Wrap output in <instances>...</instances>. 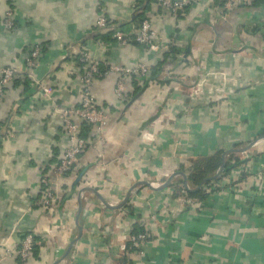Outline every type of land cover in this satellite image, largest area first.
<instances>
[{"label":"crops","instance_id":"obj_1","mask_svg":"<svg viewBox=\"0 0 264 264\" xmlns=\"http://www.w3.org/2000/svg\"><path fill=\"white\" fill-rule=\"evenodd\" d=\"M221 2L195 0L173 17L156 0H0V69L16 71L0 98V241L14 249L23 234L37 240L27 261L3 248L0 264H264V0L229 11ZM100 10L110 30L96 29ZM142 19L170 45L164 72L123 80V100L115 75L94 81L93 102L108 115L104 142L77 121L87 145L58 179L57 203L40 208V180L67 146L61 112L80 101L82 69L72 62L86 51L108 65H156L164 52L112 38ZM36 46L32 77L43 91L25 76ZM226 153L241 163L204 183L201 197L175 194L179 174L194 189L196 168L216 157L221 165ZM86 188L98 196L79 197ZM134 228L149 233L139 250L129 246Z\"/></svg>","mask_w":264,"mask_h":264},{"label":"built area","instance_id":"obj_2","mask_svg":"<svg viewBox=\"0 0 264 264\" xmlns=\"http://www.w3.org/2000/svg\"><path fill=\"white\" fill-rule=\"evenodd\" d=\"M156 1L162 9L168 11L173 17H177L182 10H184L191 3L195 2V0ZM221 1L222 7L225 11H229L236 6L251 7L256 2V0ZM3 19L5 28L7 30L11 29L14 24L12 11L6 10L4 12ZM95 27L98 31L110 30V26L108 25L107 19L105 18L102 10H100L96 19ZM112 33V38L121 46L126 45L132 39L138 45L158 54H162L170 47V45L163 43L162 38L158 37L157 33L147 19H143L134 32H123L120 28H114L112 29ZM98 45L102 46L104 45V42L100 41ZM40 52V47L36 46L33 48L24 58V68L26 74L25 76H29L31 78L33 87L35 86L37 90L39 89V91H43L44 87L38 85V82L34 81L32 77L37 66ZM72 63H75L82 69L80 79V101L77 107L61 112L64 133L67 138V146L64 149L60 161L52 169V176L50 178L42 177L40 180V184L44 190L43 197L37 201V206L42 209H50L57 203L60 192L58 179L65 177L70 173H74L79 156L82 154L87 145L86 139L80 135L81 131L77 121H81L93 129V137L95 141L99 142L101 145L104 142L108 115L104 110L98 108L93 102L92 88L94 81L107 78L110 75H115L117 80L114 87V94L119 100H123L127 91L126 84L123 80L130 78L144 79L151 73L152 68V66L144 62L137 63L134 66L108 65L105 62L93 59L86 51H81ZM15 75L16 71L10 67L0 69V98L4 89L14 80ZM145 138L151 140L148 136ZM182 188V190H185L184 187ZM182 190L180 189L177 192L179 197H183ZM49 232L50 230H46V233ZM148 238L149 233L146 230L133 234L129 238L130 247L134 250H139ZM35 245H37V240L34 234L27 233L21 236L18 246L14 249L6 248L5 241L1 240L0 250L4 248L6 256L11 257L13 254H16V257L21 262H25L29 259ZM1 260L2 258L0 257V262Z\"/></svg>","mask_w":264,"mask_h":264},{"label":"trees","instance_id":"obj_3","mask_svg":"<svg viewBox=\"0 0 264 264\" xmlns=\"http://www.w3.org/2000/svg\"><path fill=\"white\" fill-rule=\"evenodd\" d=\"M143 20V19H142ZM140 20V22L142 21ZM139 22V23H140ZM102 34L98 33V35H96V38H102ZM169 54H172V51L168 49V51L164 52V54L162 55V58H160L157 62L156 65L152 66L151 68V77L157 75L158 73H163L164 72V68L167 62V57L169 56ZM84 124V123H83ZM85 129L89 128V125L84 124ZM81 131V130H80ZM80 135L85 138V135L82 134V132H80ZM81 156V155H80ZM241 161H239L238 158L233 157L232 155H229L226 160H225V166H224V170L222 173L219 174V176L217 177L216 180H218L219 178L223 177L224 175H226L227 173H229V171L236 165L240 164ZM220 165V158L216 157V158H212L210 160H207L204 162L202 167H198L196 168V170L194 171V174L192 173V175L189 178L190 183L196 187L197 185H199L202 180H204L205 178H208L209 176L213 175L215 173V171H217L218 167ZM69 175V174H68ZM67 176V175H66ZM178 183V182H177ZM211 182H207L205 183L203 186H208ZM174 187V186H173ZM182 190V186H180L179 189L175 188L174 192L175 194L178 196V190ZM183 191V195L186 194L189 197H201L202 191H197L195 193H189L185 190ZM143 232L142 228H134V230L132 231V235L133 234H137ZM130 246V245H129ZM37 247V245H35L32 249V252L35 250V248ZM31 252V254H32ZM31 256V255H30Z\"/></svg>","mask_w":264,"mask_h":264},{"label":"water","instance_id":"obj_4","mask_svg":"<svg viewBox=\"0 0 264 264\" xmlns=\"http://www.w3.org/2000/svg\"><path fill=\"white\" fill-rule=\"evenodd\" d=\"M250 147H251V146H247V147H245V148H242V149L239 150V152H240V153H244V151H247ZM227 154H228V153H226V154L223 156V160H222L221 165L219 166L218 171H217L213 176L208 177V178H205L204 180H202V182H201L196 188H194V189H190V188L188 187V184H187V181H186L185 176H184L183 174H179V173H177V174H172L171 176H169V177L166 179V181L163 182V183L161 184V186H159L158 188H159V189L166 188V187L171 183V180H172L175 176H177V175L179 174V175H181L182 178H183V181H184L183 187H184V189H185L187 192H196V191H198V190L201 189V187H202V185H203L204 183H207V182H209V181H213V180L217 179V177L219 176V174H220L221 172H223V170H224V165H225V156H226ZM143 183H145V185H147V186L150 187V184H149V183H147V182H143ZM137 185H139V184H137ZM137 185H135L134 187H136ZM134 187H132V188L129 190V192H128L126 198L123 200V202L121 203L120 206L124 205V204L127 202V200H128V196H129L130 192L133 190ZM85 192H91V193H94L95 195H97V192H96L95 189H92V188H86V189H83L82 191H80V193H79V197H81L82 194L85 193ZM97 196H98V195H97Z\"/></svg>","mask_w":264,"mask_h":264}]
</instances>
